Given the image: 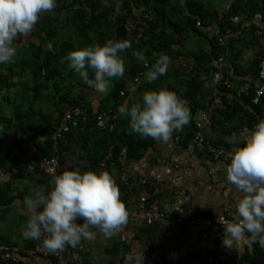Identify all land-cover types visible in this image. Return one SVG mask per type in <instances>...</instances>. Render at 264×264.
<instances>
[{
	"label": "crops",
	"instance_id": "crops-1",
	"mask_svg": "<svg viewBox=\"0 0 264 264\" xmlns=\"http://www.w3.org/2000/svg\"><path fill=\"white\" fill-rule=\"evenodd\" d=\"M203 1L211 12L223 17L231 9L228 0ZM235 5L241 7V14L237 16V21H233L234 31H236L235 36H239L242 42L235 50L226 49L222 57L223 75L229 78L231 86L221 90L223 105L220 109L225 108V105L231 108L228 109L229 114L219 115L216 112L212 125L203 129L208 139L224 148L226 145L243 146L245 130L251 131L255 126H248L246 123L248 114H253V111L244 104L242 95L247 94L241 93L240 87L243 83H249L252 88L258 85L257 77L252 70L253 61L258 54H264V0H249ZM218 33L217 23L213 19L209 20L207 25L197 23L195 29L180 36L179 45L173 46L172 49L176 52L174 56L169 57L171 63L166 75L150 82L153 87L150 86L149 89L151 87L156 90L167 89L170 84L181 95H185L189 81L193 76H197V81L200 82L198 90L194 95L191 94V98L183 99L190 112L192 109L195 111L192 118L194 122L199 120L201 112L208 108L212 101L214 83L209 65L214 55L211 52L210 40ZM28 35H32L33 39V29ZM236 50L238 54L234 56ZM145 73L142 77L144 82L148 81ZM12 82L15 85L14 89L6 92L3 90L0 93V105H2L0 115L10 119L17 112L19 104L17 100L24 91L19 85L26 83V78L20 80L15 77ZM135 87L136 85L134 90ZM15 88L20 92L17 91L15 94ZM129 93L128 100H133L134 92ZM15 95L16 101L13 99ZM106 95L93 92L85 95V101L92 111L96 112L100 99ZM249 117L251 118V115ZM187 125L190 126V123ZM8 126L10 125L0 121V129ZM9 129L4 151H9L10 156L6 159L2 155L3 159L0 160V239L2 243L25 248L30 246L31 239H26L23 234L28 218L23 204L24 198L33 195L35 190L41 187L51 191L53 179L40 177L35 170L19 166L22 155L20 144L14 139L13 131ZM87 134V130L78 125L71 126L69 131L61 135L68 161L72 162V168L78 167L81 173L92 171L99 174L108 171L115 180L120 199L125 203L128 211H135L136 206L126 191L122 178L128 176L130 179L154 180L156 175H160L168 180L171 186L184 189L190 196L189 201H186L168 190L163 191L160 198L168 214L174 216L182 213L191 218L196 215H214L220 208L226 207L228 218L233 219L236 215L235 205L243 194L227 182L226 166L231 162L214 161L209 156L196 152L192 142L183 146L180 143L182 138L177 131L173 132L168 142L155 141L138 161L128 160L125 155L117 160L108 158L109 161L106 158L103 161L86 158ZM229 138L233 143L228 142ZM30 149L38 159H41V152L36 147ZM175 154L181 157L180 169H173L171 165ZM139 194L140 192L135 190L134 195ZM93 231L96 232L95 240H82L74 248L66 246L62 264H125V257L137 250L144 255L143 264H201L195 260V255L200 249L199 236L197 234L186 236L181 227L164 229L136 221L129 216L127 226L111 239L105 238L96 229ZM222 239V231L214 227L208 236V248L221 264H225L224 260L230 256L239 258L243 255H251L254 251V245L251 248L242 245L238 251L226 249L222 246ZM260 249L264 252V248L260 247ZM24 262V264H53L51 259L40 257L25 259Z\"/></svg>",
	"mask_w": 264,
	"mask_h": 264
},
{
	"label": "trees",
	"instance_id": "trees-1",
	"mask_svg": "<svg viewBox=\"0 0 264 264\" xmlns=\"http://www.w3.org/2000/svg\"><path fill=\"white\" fill-rule=\"evenodd\" d=\"M118 2L121 5L119 10H117ZM235 4L238 3L232 4L229 12L219 20L218 15L211 12L203 0H56L55 9L51 13L42 14L39 22L34 26L33 39L32 35L27 34L26 45L17 49L13 61L0 64V93L3 90L6 92L14 89L13 78L18 77L20 80L26 78V83L19 85L24 89L21 98L17 100L16 95L13 98L19 102L17 112L11 119L0 115V121L10 125L2 128L3 130L0 129V160L3 159L2 155L6 159L10 156L9 151H4L9 128L13 131L14 139L20 144L22 154L31 147H36L41 152L40 158L50 157L52 154L50 134L58 126L65 110L75 106L83 107L87 113V119L78 122V125L85 128L88 133L85 142L86 158L95 161H103L105 158L117 160L125 155L128 160H140L157 140L151 137L144 138L132 132L129 121L119 115L118 109L125 103L129 107L135 103L142 104L143 93L156 90L152 88V83L142 81L144 73L160 54L174 56L176 51H173V46L179 45L180 36L195 29L197 23L207 25L208 21L213 19L220 34L228 29L235 30L232 18L241 14V7ZM129 22H135V28L128 38ZM110 39L128 40L132 48L120 53L125 63L124 77L111 81L110 91L100 99L97 111L93 112L85 101V95L96 90L90 87L75 70L69 68L70 62L66 57L70 52L87 46L95 44L103 46ZM241 42L240 37L235 36L225 43L224 48H220L218 36L213 37L210 40L213 58L224 57L226 49L235 50ZM133 51L144 53L148 62L147 67L144 62L138 61L132 55ZM237 54L236 50L234 56ZM263 59L262 53L253 61L252 70L256 77ZM92 76L93 74L89 72V77ZM137 76L139 80L132 89L134 98L128 100L129 92L132 93L130 82ZM150 86L152 87L149 89ZM199 86L197 76H193L185 95H181L170 84L166 90L176 93L183 100L184 97L191 98V94L194 95ZM17 91L20 92L15 88V94ZM253 94L254 90L251 89L249 94L242 95L244 104L253 111V114H248L251 115V118L248 116L246 120L248 126H253L260 119H264V98L255 105L251 103ZM186 106L188 107L187 104ZM1 108L2 105L0 110ZM229 108L231 107L225 105V108L216 110L212 118L213 122L215 114H229ZM235 110L236 108L233 111ZM194 112L193 109L190 112V126L186 125L182 131H177L182 138L180 143L183 146L193 141L197 125V121L194 122L192 119ZM102 113L106 114L104 128L95 125L97 116ZM238 146L242 147V145H226L225 148L232 150ZM61 149H64L63 145ZM65 160L68 161L67 155ZM18 164L20 166L21 162ZM35 171L38 172V169ZM0 243H2L1 239ZM33 245L34 240L31 239L30 246L27 247ZM64 251L65 249L63 254ZM224 263L264 264V252L258 244H254L251 255L247 254L239 258L230 256L224 260ZM0 264L7 262L0 257Z\"/></svg>",
	"mask_w": 264,
	"mask_h": 264
},
{
	"label": "clouds",
	"instance_id": "clouds-1",
	"mask_svg": "<svg viewBox=\"0 0 264 264\" xmlns=\"http://www.w3.org/2000/svg\"><path fill=\"white\" fill-rule=\"evenodd\" d=\"M55 7L56 0H0V64L13 61L17 36L30 33L41 15L51 13ZM120 7L118 2L117 10ZM131 48L128 40L110 39L103 46L95 44L72 51L66 59L69 68L90 87L107 94L111 81L125 74L120 53ZM132 55L147 66L143 52L133 51ZM170 63L167 55L160 54L145 73L146 79L152 82L166 75ZM142 101L131 107L125 103L118 113L129 121L132 132L144 138L168 142L173 132L182 131L190 122L186 101L174 92L146 91ZM245 132L243 146L232 149L231 163L226 166L227 182L243 194L235 205L233 220L224 221L222 246L236 251L242 245L251 248L257 243L264 248V119ZM228 142L233 140L229 138ZM67 164L68 169L54 176L51 191L38 188L23 201L28 216L25 238L39 241L43 237V247L54 254L65 246L77 247L82 240H95L93 229L111 239L129 220V211L108 171L81 173L78 167L72 168L71 161ZM143 260V253L137 250L125 257V264H143Z\"/></svg>",
	"mask_w": 264,
	"mask_h": 264
},
{
	"label": "built area",
	"instance_id": "built-area-1",
	"mask_svg": "<svg viewBox=\"0 0 264 264\" xmlns=\"http://www.w3.org/2000/svg\"><path fill=\"white\" fill-rule=\"evenodd\" d=\"M229 5L234 3H246L249 0H228ZM223 16L218 15V19L221 20ZM233 21H237V16L232 18ZM135 28V22H129L127 26V37H130V33ZM236 31L228 29L224 33H218V44L220 48H224L226 41L235 37ZM14 45L17 49L26 45V36H17L14 41ZM222 56L213 58L210 61L211 79L214 83V90L212 93V101L208 108L201 112L200 118L197 121L196 128L194 130L193 146L196 152L209 156L214 161L231 162L232 150L218 146L208 139L203 129L206 126H211L213 123V115L216 110L220 109L223 105L221 98V90L231 86L229 78L223 75L222 71ZM148 66V65H147ZM145 65V67H147ZM139 76L130 82V90L133 89V85L137 83ZM258 85L252 88L249 83H243L240 87V92L243 94H249L251 89L254 90V94L251 97L253 104H258L261 99L264 98V60L261 61L260 69L257 75ZM121 95L123 93L121 92ZM106 114L102 113L97 116L96 126L104 128ZM87 119V113L83 107L75 106L69 107L65 110L58 126L52 131L49 137L51 144V156L47 158L38 159L34 152L29 149L26 153H23L20 161L21 166L24 169H38L40 177H48L54 179V176L62 173L68 169L67 161L65 157L67 152L61 149L62 140L61 135L69 131L71 126H78V122L85 121ZM181 157L175 154L171 165L173 169H180ZM126 186V191L130 194L132 202L136 206L135 211H129V216L136 221H143L148 225H157L164 229H170L172 227H181L186 236L197 234L200 240V249L195 255V260L201 264H221L215 256L210 252L208 248V236L211 230L216 227L220 229L224 235V221H231L233 219L227 217V208L222 207L214 215H196L194 217H188L182 213L176 215H170L162 206V200L160 195L163 191L168 190L171 194L181 197L186 201H189L190 196L187 192L178 187H173L169 184L168 180L164 179L160 175H156L154 180L147 178L130 179L128 176L123 178ZM151 186L152 188H149ZM151 189V191H149ZM135 190L140 194L135 196ZM150 192V193H149ZM41 240H34V245L27 248H21L15 245H9L0 243V257L10 264H24L25 259L34 258H47L54 261L55 264H62L64 257L63 251L58 253H52L42 244Z\"/></svg>",
	"mask_w": 264,
	"mask_h": 264
},
{
	"label": "rangeland",
	"instance_id": "rangeland-1",
	"mask_svg": "<svg viewBox=\"0 0 264 264\" xmlns=\"http://www.w3.org/2000/svg\"><path fill=\"white\" fill-rule=\"evenodd\" d=\"M25 36H27V35H25ZM112 86V82H111V85H110V87Z\"/></svg>",
	"mask_w": 264,
	"mask_h": 264
}]
</instances>
